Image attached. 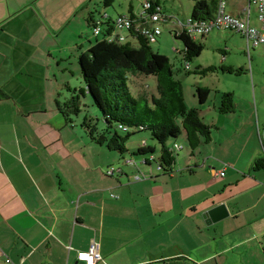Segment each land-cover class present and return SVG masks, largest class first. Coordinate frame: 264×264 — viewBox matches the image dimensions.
<instances>
[{"label":"crops","instance_id":"0c3cea01","mask_svg":"<svg viewBox=\"0 0 264 264\" xmlns=\"http://www.w3.org/2000/svg\"><path fill=\"white\" fill-rule=\"evenodd\" d=\"M249 4L258 26L251 0H227L226 9L245 16ZM228 30L196 38L222 40L224 55L244 45L249 69L246 58L228 63L242 68L235 74L250 72L243 96L231 92L233 119L217 122L212 140L171 171L158 161L151 167L154 156L148 164L113 154L78 118L67 122L57 96L56 105L50 94L38 98L32 82L16 75L24 59L17 64L16 51L0 45V70L11 69L0 80V264H87L78 253L94 240L101 256L94 264H264V167L256 166L264 158V45Z\"/></svg>","mask_w":264,"mask_h":264},{"label":"rangeland","instance_id":"374dc122","mask_svg":"<svg viewBox=\"0 0 264 264\" xmlns=\"http://www.w3.org/2000/svg\"><path fill=\"white\" fill-rule=\"evenodd\" d=\"M102 1L0 0V23L3 25V30H0V45L5 48V52L7 53L12 52L13 49L14 52L16 51L17 57L15 58V62L17 64L20 65L24 59L25 64L22 67L23 75L19 74V72L16 75L20 80L23 79L26 82L30 80L32 82L31 86L40 93V95H37L38 98L46 99L47 95L50 94V105L53 103L56 105V96L61 101L66 100L63 93L71 96V92L68 91L65 85L67 82L73 88H86L80 73L79 59L82 48L77 43L83 42L86 47L90 45L89 38L95 39L91 27L86 22L88 11L95 10L97 16H99V11L101 10H106L112 15L118 13L126 14L129 13L131 3L136 8L145 0H114L110 6H104ZM195 1L160 0L167 14L175 16L179 21H183L191 15ZM85 4L88 5L84 8ZM16 10L19 11L13 14L12 12ZM161 27L163 32L158 36L156 41L151 43L152 47L160 53L169 56L172 62L175 63V77L183 83L187 105L189 107H198L203 120L212 125V130L216 133L217 122L218 126H221V124H227L228 120L234 117L230 113L224 114L219 111L222 94L224 92L235 91L237 100L241 98L245 91L244 76L250 74L249 71L242 74L230 73L224 71L221 66L231 65L228 63L246 58L249 69L250 55H246L243 50L244 45L241 46L238 42L234 43L233 46L230 45L231 51L227 55H224L222 50L225 49V44L222 40L214 38L212 41L206 38H196L197 41L204 44V49L200 55L189 60V69L192 70L190 73L185 69V62L182 59V52L180 51L183 47V42L175 37L173 22L168 24L161 23ZM237 36L236 39L244 43V39L240 35ZM17 37L20 39H17ZM132 41L134 44H137V41L133 39ZM15 45H17V48ZM259 52H261V49H259ZM260 58L264 61L263 52L260 54ZM7 61V64L11 63L12 57L8 58ZM211 65L217 66L216 69L210 70L207 73L197 72V69L199 70ZM2 66L0 80L8 77L11 73V69L8 67L10 65L7 67L5 65ZM5 69L10 70L4 72ZM129 85L133 92L144 90L149 96L152 94L158 95L157 78L155 75H130ZM198 86H208L211 89L209 99L204 104L199 103L197 96ZM80 106L82 111L76 115H72L74 121V118H78L77 122L79 124H81L86 114L97 115L100 119L102 118V114L89 96L82 98ZM99 127L100 129L103 127L101 121ZM145 139L146 143L156 147L154 153L146 154L150 158L154 156V161L149 165L156 168L161 144L151 137L149 131L145 130L135 133L129 138L127 148L130 152L128 151L125 156H134L136 160L142 161L146 156L132 154V151H136L141 145H147L144 142ZM175 141L184 145L183 149L176 150L178 151V155L175 167L178 168L181 164V159L190 157L192 149L185 134L180 135ZM204 144H208V142L205 141ZM112 153L121 155L118 151H113ZM147 167L149 168L150 166ZM179 261L168 260L166 264H173ZM160 264H164V262H160Z\"/></svg>","mask_w":264,"mask_h":264},{"label":"trees","instance_id":"16d2710c","mask_svg":"<svg viewBox=\"0 0 264 264\" xmlns=\"http://www.w3.org/2000/svg\"><path fill=\"white\" fill-rule=\"evenodd\" d=\"M113 1L103 0L102 3L104 6H110ZM145 1L151 3L147 10L150 13L167 14L160 0ZM218 1L196 0L191 15L199 18L212 17ZM144 2L136 8L131 3L129 13L126 14L112 15L106 10L99 11V16L102 12H107L109 20L118 15H130L134 18L133 27L125 32L127 39L124 41L109 40L108 36L113 30L109 22L99 34H95L94 26L99 16L95 14V10L88 12L86 20L95 39H88L89 48L81 52L79 59L80 73L86 88H73L67 83L65 85L71 92V96L65 101H61L58 97L56 101L66 121L73 122L72 115L82 111L80 106L82 98L89 96L102 114V118L86 114L81 125L89 131L92 139L97 143L105 144L109 149L118 151L124 158L125 154L130 152L127 148L129 138L135 133L149 131L151 137L161 144L158 157L160 166L170 168L177 162L178 151L173 150L172 145L180 135L185 134L194 151L202 142L212 140L213 130L212 125L206 123L201 117L198 107L187 105L183 83L175 77V63L166 54L155 50L149 37L143 33V28L150 27L148 19L141 15ZM86 5L84 8L87 7ZM170 22L174 21L170 20L169 15V18L160 22V26L161 23ZM173 32L175 37L183 42L180 50L182 59L185 62V69L191 73L189 60L201 54L204 44L188 34L186 30H182L179 25L178 28L174 27ZM160 34L157 35L156 40ZM132 39L137 41V44H134ZM216 67L211 65L197 69V72L207 73ZM222 68L230 73L242 71V68H234L230 65L222 66ZM139 74L156 76L158 95L149 96L144 90L132 91L129 76ZM210 93L211 89L208 86H198L199 103H206ZM234 107L232 93L224 92L219 106L220 112L230 113ZM100 121L103 123L101 129ZM155 150V146L148 144L132 151V154L146 156L148 153H154ZM146 162L151 163V158L146 156ZM256 166L264 167V158L258 159Z\"/></svg>","mask_w":264,"mask_h":264},{"label":"built area","instance_id":"2783aa9c","mask_svg":"<svg viewBox=\"0 0 264 264\" xmlns=\"http://www.w3.org/2000/svg\"><path fill=\"white\" fill-rule=\"evenodd\" d=\"M257 9V18L259 21L258 26L253 25L249 21V15L251 12V5L249 4L244 8L245 16L235 15L227 11V0H219L214 15L208 18H199L192 15L188 16L185 20H176L177 24L182 30H186L188 34L196 37L205 36L215 28L230 29L238 31L245 37L248 45L258 46L264 45V0H251ZM151 6L149 1H145L142 8V16L148 19V25L150 27L143 28V33L147 35L151 42L156 40L158 34L162 32L160 22L169 18L168 14L162 12L147 11ZM176 18L170 16V20L174 21ZM107 22L112 25V34L108 36L109 40L119 39L124 41L127 39L125 32L129 28L133 27L134 18L130 15H118L115 18L109 20V14L102 12L99 17L96 18V25L94 26V33L99 34L104 26H107ZM151 23V24H150ZM183 147L182 144L175 142L172 146L174 150H180ZM126 163L133 165L136 163L134 158L126 159ZM166 171H171L170 168H164ZM115 172L114 167H110L107 173L113 174ZM143 175H136V178H141ZM80 260H87V264H94L96 260L101 258L99 253V243L94 240L91 243L90 249L80 251L78 253Z\"/></svg>","mask_w":264,"mask_h":264},{"label":"clouds","instance_id":"9594fccd","mask_svg":"<svg viewBox=\"0 0 264 264\" xmlns=\"http://www.w3.org/2000/svg\"><path fill=\"white\" fill-rule=\"evenodd\" d=\"M174 143H175V142H174ZM174 143H173V144H174ZM172 146H173V145H172ZM173 150H174V149H173Z\"/></svg>","mask_w":264,"mask_h":264}]
</instances>
